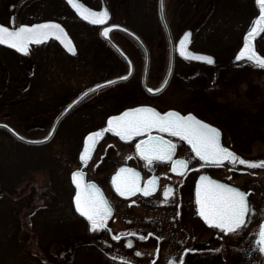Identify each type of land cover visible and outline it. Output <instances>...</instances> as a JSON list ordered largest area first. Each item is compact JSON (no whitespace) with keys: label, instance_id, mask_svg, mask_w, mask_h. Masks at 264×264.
Listing matches in <instances>:
<instances>
[{"label":"flooded vegetation","instance_id":"af4514ba","mask_svg":"<svg viewBox=\"0 0 264 264\" xmlns=\"http://www.w3.org/2000/svg\"><path fill=\"white\" fill-rule=\"evenodd\" d=\"M82 1L96 10H101L103 5H106L110 13L109 19L103 24L85 20L67 0H0V23L9 27H18L21 23L32 24L54 20L66 29L77 48L76 53H71L54 36L40 44L31 43L28 53H20L10 45L0 44V70L14 69L15 66H19L16 56L25 55L21 63L25 76L20 83L10 85L6 79L0 78V120L7 121L20 132L31 137L45 136L55 127L53 137L48 142L30 144L39 145L36 146L38 149H48L58 135L77 134L65 144L67 155L70 156L67 157L68 167L65 163L64 167V164H61L62 155L59 153H50L49 159L46 160H42L41 154L38 153L41 165L34 170L44 169L48 177V185L32 195L39 197L40 201L37 202L40 203L37 205L33 202L29 206L26 214L30 220L25 221V226L30 228L40 225L42 229L44 228V233H40L41 245L47 243L46 247L49 251L54 247L58 255L56 261L59 264L76 256L80 251H85L86 246H90V255L96 253L104 264H264V254L260 250L258 239L264 220V202L260 195L259 198L256 196L258 183L256 171L263 170L264 176V167L259 170L247 165L241 167L238 162L234 164L231 160L205 162L196 156L192 146L182 137L160 132L157 129H153V134L174 142L173 159L163 161L153 159L149 164L136 150V144L146 139L147 133L124 140L107 126L108 117L119 115L128 108L140 105H149L161 112L173 109L182 115L193 113L199 119L219 128L221 143L240 156L241 147L246 142L241 139L239 132L241 116L248 113L250 115L251 110L245 102L252 101L255 97L254 93H248L250 90L255 92L254 82L250 78L246 80L239 78L238 66L242 62L255 64L249 59L241 61L236 59L244 35L239 42L234 39L233 34L224 35L221 31L215 41L218 50L197 49L193 47L195 27L189 26L184 29L192 31L190 48L211 53L216 59L214 63L201 62L176 53V59L179 56L192 62L202 70L204 76L203 82L195 86L190 78L184 79L182 83L189 89L186 98L183 99L179 94L180 85L175 83L173 85L176 59L170 80L162 90L157 91L167 73L169 62L160 77L159 62L154 60L152 45L136 30L147 43L150 53L149 70L145 81L144 49L124 32L114 30L112 35L116 40L118 34H122L137 44L142 53V61L140 56L132 54L117 40L133 59L132 75L127 79L98 88L69 108L68 105L88 87L128 71L125 60L101 37L100 32L103 26L110 23L133 27L126 23L125 19L114 15L115 10L108 0H95L92 3L90 0ZM169 22L176 43L184 30L176 35L170 19ZM203 26H206V23ZM163 30L165 32L164 27ZM81 31H84L87 37L98 36L103 40L122 60L123 68L97 79L96 64L92 61L88 71L91 78L82 86L79 78L80 49L90 53L96 49V45L93 40L92 43L89 44L87 41V45L81 46L78 40ZM210 39L212 40V37ZM230 39L232 43L229 42ZM167 43L169 53L168 39ZM210 44L213 42L210 41ZM231 47L233 50H229ZM221 48L223 52L219 51ZM217 69H220L222 76L217 77V72L214 73ZM224 69L232 70L233 73L229 75ZM101 70L100 68L98 72ZM244 83H247L245 86H249H244L248 91H244L245 88L241 87ZM170 90L169 94L177 96L179 101L175 102L179 103L172 104L163 100V96ZM3 98H7V101ZM242 101L244 104L241 103ZM249 106L252 107L250 103ZM66 108L68 109L65 111ZM100 129L104 131L99 135L92 156L86 162L81 160L88 133ZM0 130L7 132L4 128ZM181 159L187 161V166L172 171L174 163ZM121 167L136 169L140 173L139 184L142 188L148 186L150 178L156 177L155 190H150L149 195L134 192L128 196H121L116 190V184L113 183V178ZM77 170L83 172L82 177L85 180H82V183L89 186L94 183L99 190H102L109 202L112 210L105 221L106 228L93 230L87 217L76 209L77 188L72 174ZM66 174H69L72 194L69 191L71 196L66 198L65 202L63 196L66 191L61 188L60 183L63 175ZM201 175L239 187L248 193L249 212L245 215L244 224L232 232H225L209 225L199 215L195 188ZM166 189L169 190L167 197L164 195ZM69 194L66 193L67 196ZM31 201L32 199L28 202ZM64 204H67L74 214L72 225L66 229L71 230V237L66 238L65 241L62 240L64 234L69 235V232H64V226L62 227L64 217L58 212ZM34 217H37V220ZM117 236L120 239H116ZM142 236L146 239H141ZM159 237L162 239H158ZM128 241H132L131 245ZM48 250L40 253L42 260L33 256L30 258L33 261L52 263L53 254L47 252ZM99 251L102 253H98Z\"/></svg>","mask_w":264,"mask_h":264},{"label":"rangeland","instance_id":"374dc122","mask_svg":"<svg viewBox=\"0 0 264 264\" xmlns=\"http://www.w3.org/2000/svg\"><path fill=\"white\" fill-rule=\"evenodd\" d=\"M112 9L115 10V16L125 19V22L132 26L135 30L139 31L147 42L152 45L154 51V60L159 62L160 68V77L164 74L166 64L168 62V43L166 39L165 32L159 20V12H158V2L159 0H108ZM90 2H95V0H90ZM167 15L173 24V28L176 32V35L180 34L186 27L194 26L195 27V37L193 41V47L197 49H207L211 48L214 50H218V47L215 45L216 39L219 37L218 33H222L224 35H232L235 37V40L239 42L242 41L243 35L252 27L256 18L260 14V7L257 3V0H167ZM207 20V22H205ZM206 23V26H203ZM157 30V32L155 31ZM78 34V40L81 42V46L83 44L87 45V41L92 43L95 41L96 49L93 52H83L80 49V58H79V78L80 84L83 86L87 81H89V64L94 61L96 64V78L99 79L104 74L115 73L119 68H123L122 60L115 54V52L98 36L96 37H87L85 36V32L81 31ZM212 37V40L210 39ZM117 40L120 44H122L125 48H127L132 54L136 56H140V60L142 61V53L138 48L137 44L130 39L129 37L118 34ZM233 40L236 44V41ZM85 41V42H84ZM210 41L213 44H210ZM257 43L256 50L262 56H264V29L258 34L256 38ZM232 43V39L229 40ZM244 41L241 43L243 46ZM233 45V44H232ZM235 48V45H234ZM227 49H224L226 51ZM229 50H233L231 47ZM228 50V51H229ZM222 51V48L219 49ZM22 60H21V59ZM25 55L16 56V62H19V66H15L14 69H1L0 70V78L3 80H7L10 85H14V83H20L24 76V68L21 63L24 60ZM242 60H247L246 58ZM16 62L14 60H11ZM66 61V60H65ZM176 73L174 76L173 85L179 84V94L184 98H186V93L189 88H186L182 83L184 79H191L193 86L198 85L203 82L202 70L198 66H194L192 62H189L181 57H177L176 59ZM100 66V67H99ZM102 69L101 72L98 70ZM239 78L247 79L250 78L255 85V92L251 90L248 91L247 88L249 86H245L247 83L241 84V87H244V91H248L249 94L254 93L255 97L252 101H246L245 103L248 105L251 113L247 115L241 116L240 123V137L243 140H246L244 145L241 147L240 157L244 159H252V160H264V68H261L256 63L250 64L246 62H242L239 66ZM227 71L224 69V72ZM217 72V77L222 76L220 69L214 71ZM229 75L233 73L232 70L227 71ZM221 73V75H220ZM174 88V87H173ZM9 91V90H8ZM171 90L163 96V100L168 103H179L175 102L178 100L177 96H172ZM248 94L247 92H244ZM7 101V98H3ZM182 99V100H183ZM179 101V100H178ZM6 103V102H5ZM242 104L243 101L241 102ZM249 103L252 105L249 106ZM110 108V107H109ZM244 108V107H243ZM244 116V118H243ZM32 136H40L41 134H31ZM77 135V134H76ZM74 134H61L58 135L52 142V145L47 149L39 148L36 146L39 145H30V144H19V146L15 149L14 155L15 157H19L20 155L29 156L30 164L36 166V168H40V160L38 153H40V158L42 160L49 159L50 153H59L62 155L61 164H66L68 159L70 158L67 155L68 150L65 149L66 142L71 139L72 136H76ZM30 136V135H28ZM78 136H81L78 134ZM12 136L0 130V142L5 146H12ZM63 143V144H62ZM64 153V154H63ZM63 165L66 166V165ZM240 164V163H239ZM243 164H240L242 167ZM68 167V165H67ZM67 169V168H66ZM259 170V169H257ZM256 179L258 181L256 185V196H261L262 202H264V176L263 170L256 171ZM48 185V177L44 169L32 170L27 174V177L24 180V183L19 186V188H24V191L21 194L22 202L25 204L20 213V221H21V231L20 236L23 239L22 243L15 245H3L0 248V264H47L42 261H34L30 258L38 257L39 260H42L40 257V253L46 252L48 248L46 247L47 243H43L41 245V237L40 233H44L41 226H32L28 228L25 226V221L29 222V217L26 214L29 211V206L34 202L35 204H39L37 202L39 197L35 195L37 190L40 188L44 189ZM61 188L66 191L67 194H72V188L70 184L69 174L63 175V179L61 180ZM65 188V189H64ZM35 193V194H34ZM63 196V199L70 198V194L67 196ZM32 199L31 203L28 202ZM40 201V200H39ZM63 214L64 220V232H69V235H65L63 237V241L66 238L71 237V230L68 229L72 225L74 214L67 206L64 204L61 206L60 211ZM37 217H34L36 219ZM37 220V219H36ZM29 229V230H28ZM51 238H56L55 236H51ZM55 240V239H52ZM50 249V248H49ZM85 251H80L76 256H73L69 260H64L60 264H104L102 258L96 255H90L91 250L90 246H86ZM43 251V252H42ZM98 251V250H97ZM47 252L53 254L54 261L49 264H59L57 252L54 251V247H51L50 251ZM102 253V252H98ZM37 259V258H36Z\"/></svg>","mask_w":264,"mask_h":264},{"label":"snow or ice","instance_id":"6c2138e0","mask_svg":"<svg viewBox=\"0 0 264 264\" xmlns=\"http://www.w3.org/2000/svg\"><path fill=\"white\" fill-rule=\"evenodd\" d=\"M68 3L76 8L80 16L85 20H90L95 24H103L104 21L109 19L110 13L106 7L97 11L78 4L77 0H68ZM257 3L260 7L258 23L264 25V0H257ZM110 27L119 28L120 25L112 24ZM257 31L258 29L253 27L247 33V38L236 59L246 57L261 68H264V56L255 50L252 42V37ZM108 34L109 28L105 27L103 35L108 36ZM62 35H64L63 27L54 20L32 24L21 23L18 27H9L4 23H0V44L10 45L20 53H28L29 46L33 42L40 44L42 41L48 40L50 36L59 38ZM189 36L190 32H185L184 38L180 40L181 55H185V44ZM68 50L70 52L76 51L74 47ZM187 58L214 63V58L211 55L188 52ZM104 83L110 84L112 82L105 81ZM100 86L97 85L96 87L99 88ZM151 90L156 91V89ZM71 106L72 104L68 105L69 108ZM4 126L10 127L8 125ZM107 126L108 129L117 133L124 140H130L133 136L147 133V138L136 144V150L149 164L153 162V159L161 161L173 159L174 142L167 140L161 135L153 134V129H157L160 132L172 133L174 136L182 137L192 146L196 156L205 162L211 161L215 163L221 160H231L234 164L238 162L252 167L264 166V160L244 159L223 145L221 143V130L197 118L192 113L182 115L175 110L160 112L155 107L140 105L128 108L119 115L108 117ZM11 130L13 132L16 131L15 129ZM54 130L53 128L52 131ZM102 131L104 129L89 132L87 141L95 143V138ZM16 134L19 135V133ZM49 135H51V132ZM48 138L44 137L43 139L46 140ZM88 152L89 143H86L83 154L80 157L81 160L86 162L89 159ZM186 166V160H177L173 165L172 171H177ZM240 170L244 171L246 169ZM72 176L77 188L75 194L76 209L87 217L93 230L106 228L105 221L112 210L109 202L94 183L89 186L81 182L82 171L77 170ZM139 179L140 173L136 169L121 167L116 177L113 178V183L116 184V190L121 196H128L134 192H143L145 195H149L150 190H155L156 177L150 178L148 186L143 188L140 187ZM199 181L195 188L196 204L199 206V215L209 225H213L225 232H232L235 228L245 223V215L249 212L247 192L231 184L214 180L207 175H201ZM164 195L167 197L169 190L166 189ZM116 239H120V237L117 236ZM141 239H146V237L142 236ZM158 239H162V237ZM128 243L131 245L132 241H128ZM259 243L261 251H264V225L260 227ZM185 251H188V249H185Z\"/></svg>","mask_w":264,"mask_h":264},{"label":"water","instance_id":"95a60500","mask_svg":"<svg viewBox=\"0 0 264 264\" xmlns=\"http://www.w3.org/2000/svg\"><path fill=\"white\" fill-rule=\"evenodd\" d=\"M68 1V0H67ZM77 3L78 4H82L84 5L86 8H90V9H93L91 7H89L87 4H85L82 0H77ZM71 5V4H70ZM72 6V5H71ZM73 7V6H72ZM106 5H103V8H105ZM74 8V7H73ZM103 8L101 10H103ZM107 8V7H106ZM76 11L77 9L74 8ZM108 9V8H107ZM93 10H96V9H93ZM97 11H100V10H97ZM158 12H159V16H160V20H161V23L165 29V32H166V35H167V39H168V42H169V59H168V69H167V73L164 77V80L162 82V84L160 85V87L157 89V91H160L162 90L167 82L170 80L171 76H172V73H173V70H174V67H175V59H176V53L178 52L180 55H181V52H180V40L184 38V33L185 32H190V36L185 44V49H186V52H185V55H181L185 58H187V53L188 52H194V53H197V54H204V55H211L213 58H214V62H215V56L211 53H207V52H203V51H197V50H193L192 48H190V43H191V36H192V31L191 29H186L182 32V34L180 35V37L178 38L177 42L175 43L174 41V37H173V33H172V30H171V26H170V22H169V19H168V15H167V7H166V0H159L158 2ZM77 13L79 14V12L77 11ZM80 15V14H79ZM260 15V14H259ZM258 15V17H259ZM82 17V16H81ZM258 17L256 18L254 24L252 25V27L246 32V34L244 35V40H246L247 38V33L253 28V27H256L258 29L257 33L252 37V42L255 46V50H256V38L258 36V34L264 29V25H260L258 23ZM43 22V21H42ZM105 22V21H104ZM37 23H41V22H37ZM112 24H117V25H120L119 28H111L110 26ZM63 27V26H62ZM105 27H108L109 28V34L108 36H104L103 35V29ZM64 29V35L60 36L59 38H57L56 36H54L55 38H57L62 44L63 46L68 50L69 48L71 47H74L76 49L75 52H71V53H76L77 52V48L72 40V38L70 37V35L67 33L66 29ZM114 30H119V31H122L124 32L125 34H127L128 36H130L131 38H133L143 49H144V55H145V68H144V80L146 81L147 79V74H148V70H149V62H150V53H149V48H148V45L147 43L145 42V40L143 39V37L136 31L134 30L133 28L127 26V25H124V24H121V23H110V24H107L105 26H103V28L101 29V32H100V35L101 37L106 40L108 42V44L125 60V62L127 63L128 65V71L124 74H121V75H118V76H115V77H112V78H109L107 80H103V81H100L96 84H93L92 86L88 87L87 89H85L84 91H82L79 96L74 100L75 103L78 102L79 100H81L85 95L97 90L98 88L96 87L97 85H101L100 87H103L105 85H108V84H105L104 82L105 81H111L112 83H115L117 81H120V80H124V79H127L129 78L131 75H132V72H133V69H134V66H133V59L131 58L130 54L117 42V40L113 37L112 35V32ZM51 37V36H50ZM49 37V38H50ZM243 46L240 47V49L242 48ZM69 51V50H68ZM258 52V50H256ZM240 52V50H239ZM239 52L237 54V56L239 55ZM261 55V54H260ZM246 58V57H245ZM188 59H193V60H196V61H204V60H197L195 58H188ZM242 59L244 58H240V59H237L239 61H241ZM248 59V58H246ZM207 62V61H206ZM111 84V83H110ZM99 87V88H100ZM71 104H74L73 102ZM68 108L65 109V111L67 110ZM158 110V109H157ZM173 110V109H171ZM159 111V110H158ZM169 111V110H168ZM176 111V110H175ZM161 112V111H160ZM65 113V112H64ZM193 114V113H192ZM194 115V114H193ZM197 117V116H196ZM198 118V117H197ZM59 119L56 120V122H58ZM4 125H8L10 127H5ZM0 128H4L6 131H8L13 137H15L16 139H18L19 141L23 142V143H26V144H41V143H45V142H48L52 137H53V131L51 130V135H49L50 133H48L47 135L45 136H42V137H31V136H28L22 132H20L17 128H15L13 125H11L10 123H8L7 121H4V120H0ZM55 128V127H53ZM11 129H15L16 131L13 132ZM16 133H19V135H17ZM88 136V135H87ZM44 137H49L48 139H43ZM98 138L99 136H97L95 138V143H91L89 141H87V137H86V140H85V144L86 143H89V152H88V156L89 158L92 156L93 152H94V149L96 147V144H97V141H98ZM83 154V152H82ZM222 161V160H221ZM264 166H257L256 169H260V168H263ZM76 172V171H74ZM73 172V173H74ZM81 179V182L82 180H85L84 177H80ZM200 181H198L199 183ZM100 192L102 193V195L104 196L102 190L100 189ZM105 197V196H104ZM262 225H264V220L262 222ZM258 239L260 241V230H259V234H258ZM260 250H261V246H260ZM262 253L264 254V251H262Z\"/></svg>","mask_w":264,"mask_h":264},{"label":"trees","instance_id":"16d2710c","mask_svg":"<svg viewBox=\"0 0 264 264\" xmlns=\"http://www.w3.org/2000/svg\"><path fill=\"white\" fill-rule=\"evenodd\" d=\"M11 139L13 140L12 146L7 147L0 142L1 247L7 244L18 246L17 244H20L23 241L20 236V231L22 230L20 226V213L25 205L22 202L21 197L24 188H19V186L24 183L30 170L37 169L35 165L30 164L29 156H26V154L24 156L20 155L19 157H15L14 151L19 144L22 143L13 136ZM35 263L36 262H34V264Z\"/></svg>","mask_w":264,"mask_h":264}]
</instances>
